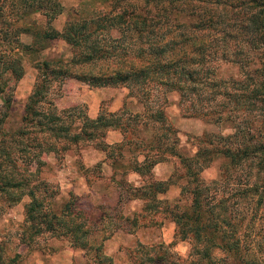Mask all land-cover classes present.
I'll use <instances>...</instances> for the list:
<instances>
[{"label": "trees", "instance_id": "trees-1", "mask_svg": "<svg viewBox=\"0 0 264 264\" xmlns=\"http://www.w3.org/2000/svg\"><path fill=\"white\" fill-rule=\"evenodd\" d=\"M7 2L10 10L4 13L2 8ZM105 2L92 9L89 16L79 14V18H73L77 13L71 9L61 30H56L50 22L62 12L59 0H0V74L18 80L22 76L20 54L43 49L48 40H63L71 52L67 60L45 58L35 64L34 85L21 119L51 138L43 140V145L41 142V150L65 149L58 142L96 140L102 150L110 151L114 173L124 160L123 146L129 149L133 145L138 154L129 161V169L147 178L141 187H132L133 198L156 201V194L167 189L169 179H151V167L176 157L185 179L179 186V196L188 203L178 207L174 202L163 208L175 226L174 234L180 240H189L194 257L186 263L169 264H264V234L259 241L250 233L257 209L264 203V70L259 71L257 80L244 73L234 93L222 91L224 83L215 77L219 62H235L244 68L264 57V0ZM33 13L44 17L43 26L18 25ZM20 33H30L32 42L19 41ZM102 34L106 39L97 40ZM230 39L237 46L228 47ZM261 64L264 68V62ZM64 78H74L90 87L123 86L143 109L127 114L126 119L118 111L100 109L94 118L82 115L77 130L70 131L61 116L64 109L57 112L44 99L50 83ZM170 91L177 93L182 114L218 124L229 120L232 133L223 136L204 132L193 138V154H182L177 146V130L164 113V94ZM223 94L228 101L234 100L240 116L236 122L228 116L231 109L219 99ZM45 103L46 108H42L40 105ZM252 110L261 118L256 137L246 119ZM137 125L144 130L152 127L150 137H135L134 142L126 139L125 132ZM110 129H118L122 141L105 144L103 137ZM16 134H23V130ZM137 155L142 156L140 161ZM216 159L221 160L217 178H201L200 172ZM11 182H2L0 190L13 186ZM257 192L259 197L254 201ZM44 210L40 200L29 197L24 221L41 220L48 231H53L52 224L56 223L73 246L91 249L81 210L75 209L72 199L58 213L49 210L43 214ZM92 252L94 264H110L99 246H93Z\"/></svg>", "mask_w": 264, "mask_h": 264}, {"label": "rangeland", "instance_id": "rangeland-1", "mask_svg": "<svg viewBox=\"0 0 264 264\" xmlns=\"http://www.w3.org/2000/svg\"><path fill=\"white\" fill-rule=\"evenodd\" d=\"M59 2L62 12L50 22L51 27L57 30L62 28L71 9L77 13L73 18H77L79 14L89 16L92 9L100 7L101 3H107L105 0ZM7 6L8 2L3 5L4 13L10 10ZM28 23L41 27L45 21L44 17L33 13L23 17L18 25ZM111 33L115 35L114 32ZM18 39L22 43L30 44L33 37L30 33H20ZM105 39L104 34L97 35V40ZM227 44L230 48L237 46L231 39ZM44 45L43 49L20 54L22 76L18 80L13 81L6 74H0V85L4 82V90L0 93V187L5 181H12L13 184L10 186L9 183L10 187H6L4 191L0 190V264H94L96 261L92 258L93 246L100 247L101 253L109 258L110 264H169L170 261L186 263L194 257L190 252L189 240H180L174 234L175 226L163 208L174 202L178 207L188 203L185 197L179 196V186L185 179L181 175L182 169L176 157L170 156L165 160L172 163L171 174L166 178L169 179V185L164 192L156 194L155 201L133 198L131 195L135 193L132 187H141L147 179L145 175L140 176L139 184L134 186L127 181L126 175L131 172L129 161H132L133 155L138 154L133 145H129V149L123 146L124 160L110 178L103 173L106 169L103 162H111L110 151L106 148L102 150L96 145V140H82L74 144L58 142L65 149L55 151L40 149L41 142L43 145V140L50 141L51 138L21 119L26 98L34 85L37 73L35 64L45 58L67 60L71 55L68 45L61 39L48 40ZM263 62L264 57L258 58L244 68H240L235 62H219L215 77L223 81L222 91L234 93L239 89L237 81L244 80V73L255 80L259 78V71L264 70L261 64ZM95 89H99L102 95L98 111H118L126 119L127 114L143 109L123 86L90 87L74 78L51 82L44 99L57 112L64 109L60 115L65 120L64 123L70 126V131H75L81 122V116L88 117L87 103L95 97L88 90ZM164 96V113L167 121L177 130V146L182 154L192 155L195 150L193 138L204 132L223 136L232 133L231 121L223 120L218 124L212 120L182 114L177 106V93L170 91ZM219 99L224 102L226 109H231L228 114L231 120L236 122L240 119L233 99L228 101L224 94ZM120 100L118 109L112 110V101H115L116 106V101ZM40 106L46 108L47 103ZM246 119L252 124L253 136L256 137L255 129L259 127L261 118L252 110ZM19 129L23 130V134H16ZM131 129L133 131L129 129L125 136L133 142L135 137L147 138L153 132V128L149 126L148 130L141 129L139 125ZM111 140L112 136L105 138L104 135L105 144ZM220 165V159L212 161L200 172V177L206 181L216 179ZM150 174L151 179H154L152 172ZM31 196L41 201L42 208L45 209L43 214L49 210L58 213L63 204L72 199L75 209L81 210L80 214L88 231L87 245L91 249L73 246L67 233L56 223L52 224L54 230L48 231L41 224V220L24 221L25 204ZM257 196L259 197V192L254 196V201ZM13 197H16V201L12 200ZM147 204L150 205L148 208ZM257 212L250 233L262 241L264 203L259 205Z\"/></svg>", "mask_w": 264, "mask_h": 264}, {"label": "crops", "instance_id": "crops-1", "mask_svg": "<svg viewBox=\"0 0 264 264\" xmlns=\"http://www.w3.org/2000/svg\"><path fill=\"white\" fill-rule=\"evenodd\" d=\"M54 19H52L51 22ZM88 91L90 92L89 94H91L92 96L95 95V97L93 99H91V101H89L87 103L88 117L89 118H94L96 116V114H97V111H98V108H99V104L101 102L102 95H101V93H99L100 92L99 89H95V90H92V91L88 90ZM129 97H131V96H129ZM135 101H137V100L135 99ZM116 102H118V103L115 106V101H112V106H114V107H110V108H112V110L118 109V107L121 104V100L120 101H116ZM136 112H139V111H136ZM109 136H112V140L108 141V142L106 141L107 145H112L114 143H119L120 141H122V134H120V132L116 131L115 129H110V130L106 131L105 138H108ZM141 159H142L141 155L137 156V160L138 161H140ZM103 164L106 166V169L103 171L104 176L110 178L114 174V170H113L110 162H109V164H107L106 162H103ZM171 171H172V163L170 161L158 162V163L154 164L151 167V172H152V175H153L155 180H166V178H168V176H170ZM126 176H127L126 177L127 181L128 182H132L133 186L139 184L140 175H138V173H136L134 171H131Z\"/></svg>", "mask_w": 264, "mask_h": 264}]
</instances>
